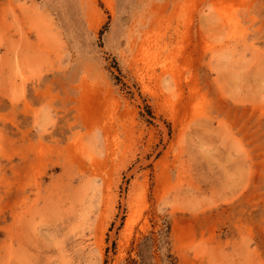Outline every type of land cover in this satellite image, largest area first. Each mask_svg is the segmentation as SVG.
I'll return each mask as SVG.
<instances>
[{
  "label": "rangeland",
  "instance_id": "rangeland-1",
  "mask_svg": "<svg viewBox=\"0 0 264 264\" xmlns=\"http://www.w3.org/2000/svg\"><path fill=\"white\" fill-rule=\"evenodd\" d=\"M140 249L264 264V0H0V264Z\"/></svg>",
  "mask_w": 264,
  "mask_h": 264
},
{
  "label": "trees",
  "instance_id": "trees-1",
  "mask_svg": "<svg viewBox=\"0 0 264 264\" xmlns=\"http://www.w3.org/2000/svg\"><path fill=\"white\" fill-rule=\"evenodd\" d=\"M168 230H169V228H168V226H167V227H166V233L168 232ZM148 240H151V238H150V237L146 238L145 241H144V243L147 242ZM167 256H168L169 258H171V259H170V260H171V263L174 264V263H175V259H174V257L171 256V255H167ZM148 258H149V257H145V256L143 255V253H142V249H140V251H139V262H138V264H153L152 262H149V261H148Z\"/></svg>",
  "mask_w": 264,
  "mask_h": 264
},
{
  "label": "bare ground",
  "instance_id": "bare-ground-1",
  "mask_svg": "<svg viewBox=\"0 0 264 264\" xmlns=\"http://www.w3.org/2000/svg\"><path fill=\"white\" fill-rule=\"evenodd\" d=\"M111 4H112V0H108V6H111Z\"/></svg>",
  "mask_w": 264,
  "mask_h": 264
}]
</instances>
